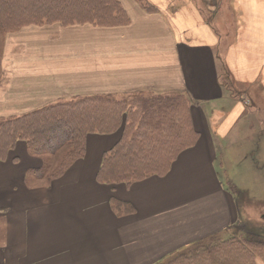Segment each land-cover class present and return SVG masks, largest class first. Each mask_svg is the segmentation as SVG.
Returning a JSON list of instances; mask_svg holds the SVG:
<instances>
[{"label":"crops","instance_id":"obj_1","mask_svg":"<svg viewBox=\"0 0 264 264\" xmlns=\"http://www.w3.org/2000/svg\"><path fill=\"white\" fill-rule=\"evenodd\" d=\"M118 1L126 26L0 31V118L90 96H182L199 138L167 174L130 185L97 180L123 127L89 134L84 158L56 178L36 174L45 156L19 141L11 152L23 154L0 161V264H157L234 225L237 196L219 161L241 119L264 122V0H144L156 11ZM222 15L233 30L214 25Z\"/></svg>","mask_w":264,"mask_h":264},{"label":"trees","instance_id":"obj_2","mask_svg":"<svg viewBox=\"0 0 264 264\" xmlns=\"http://www.w3.org/2000/svg\"><path fill=\"white\" fill-rule=\"evenodd\" d=\"M141 1L146 10L156 11ZM51 23L119 27L128 25L130 18L118 0H0V31L14 32L28 25ZM141 97L128 101L106 95L90 96L20 117L0 118V161L8 157L19 141H25L29 151L38 156L54 155L67 148L59 170L51 175L56 178L84 158L89 134H113L123 127L122 140L103 157L98 182L130 185L153 175H165L176 157L196 143L199 134L193 127L186 98L153 96L141 102ZM35 173L43 176L46 170ZM113 208L120 212L131 210L116 200ZM220 237L212 236L157 264H165L172 257L180 261L190 258L189 263H193L206 256H201L203 253L218 255L222 249L230 248L232 254L218 258L220 261L215 256L213 264H256V255L249 248L252 245L254 250L264 251L263 238L253 232H248L243 244ZM180 261L168 264H182Z\"/></svg>","mask_w":264,"mask_h":264},{"label":"rangeland","instance_id":"obj_3","mask_svg":"<svg viewBox=\"0 0 264 264\" xmlns=\"http://www.w3.org/2000/svg\"><path fill=\"white\" fill-rule=\"evenodd\" d=\"M214 25L221 30L225 29V27H229L231 30L235 28L234 23L225 22V16L223 15L218 17V20L214 22ZM226 84L229 91L234 89L236 91L241 90L238 85L231 86L229 79ZM151 97L153 96H142L140 101L144 102ZM238 97H240L239 94ZM134 99L135 101L139 100L138 98ZM225 106L228 108L229 103ZM227 113L228 112L224 110L217 111L215 112L213 119H223ZM252 115L253 116L247 117V119L240 120L238 131L236 130L237 133L231 135L227 139L226 149L221 153L219 161L221 172L225 179V185L236 194L239 205V212L234 225L220 238L229 241L233 238L242 244L244 243L243 240L245 236L248 235V232H253L264 240V133H256L264 128L262 127V123L264 122L259 119V115ZM238 137H244L246 140L243 139L240 142L233 141ZM22 142H24V144L26 143L25 141ZM16 152H18L19 155L23 154L18 148L11 153L18 155ZM66 152L67 148H64L57 154L45 155V175L51 176L59 170L63 156ZM251 248H249V250L252 251L256 257L258 255H264V251L254 250L252 245ZM230 249H222L220 254L212 256L208 255L210 252L203 253L201 256H206L196 259L193 263H189L191 260L190 258L183 261H180L181 259H176L182 264H213L216 263L214 262L216 257L217 259H222L227 257L228 254H232V252L230 253ZM236 253L237 251L234 250V255ZM220 259H218V261H220ZM177 260L172 257V259L169 258L165 264L177 262Z\"/></svg>","mask_w":264,"mask_h":264}]
</instances>
